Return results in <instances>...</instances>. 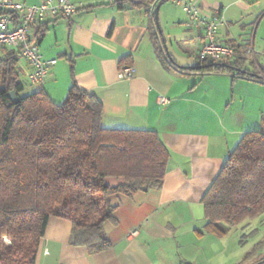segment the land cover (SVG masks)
I'll return each instance as SVG.
<instances>
[{
	"label": "crops",
	"instance_id": "0c3cea01",
	"mask_svg": "<svg viewBox=\"0 0 264 264\" xmlns=\"http://www.w3.org/2000/svg\"><path fill=\"white\" fill-rule=\"evenodd\" d=\"M72 1L81 6L73 16L32 28L31 39L45 59L57 64L43 84L32 86V69L20 59L21 96L43 91L63 105L76 86L103 103L104 128L156 132L170 159L161 190L111 198L115 221L104 224L111 249L90 255L86 248L72 245L71 222L52 218L36 264L236 262L233 242H223L229 233L224 238L198 235L207 224L202 199L242 138L254 132L251 108L264 104L263 80L191 71L201 63L204 32L171 2L160 6L158 19L172 62L150 35L160 0ZM195 1L205 10L224 12L218 39L237 51L233 62H239L240 69L251 74L264 69V0ZM120 2L126 3L123 9ZM192 56L198 64L189 68L183 59ZM127 58L133 60L134 75L120 81L118 72ZM173 62L184 69L174 68ZM159 95L170 104L160 106ZM108 183L116 186L124 181L108 179ZM133 232L137 235L131 238Z\"/></svg>",
	"mask_w": 264,
	"mask_h": 264
},
{
	"label": "trees",
	"instance_id": "16d2710c",
	"mask_svg": "<svg viewBox=\"0 0 264 264\" xmlns=\"http://www.w3.org/2000/svg\"><path fill=\"white\" fill-rule=\"evenodd\" d=\"M153 25L150 35L158 44ZM19 60L15 51L0 49V264H36L52 218L72 223L73 246L90 255L108 251L104 224L115 221L116 211L111 198L161 190L169 151L156 132L104 128L103 103L76 86L63 105L43 91L22 97ZM232 67L239 62H201L191 71L264 80V69L253 77ZM13 91L17 104L8 97ZM108 179L124 183L112 186ZM202 205L207 224L199 236L224 238L264 214V129L242 138Z\"/></svg>",
	"mask_w": 264,
	"mask_h": 264
},
{
	"label": "built area",
	"instance_id": "2783aa9c",
	"mask_svg": "<svg viewBox=\"0 0 264 264\" xmlns=\"http://www.w3.org/2000/svg\"><path fill=\"white\" fill-rule=\"evenodd\" d=\"M200 28L203 29V43L198 54L200 62L226 63L233 61L236 50L222 44L219 39V29L225 24L224 12L221 9L205 10L195 0H170ZM81 6L72 0H41L38 4H26L15 0H0V49L8 48L26 61L30 67L29 81L32 86L43 84L56 66L57 60H47L41 52L40 46L31 39L32 28L38 24L70 18ZM134 69L131 66L121 67L118 72L120 81L132 78ZM158 104L167 106L170 100L158 96ZM133 232L130 237H135Z\"/></svg>",
	"mask_w": 264,
	"mask_h": 264
},
{
	"label": "rangeland",
	"instance_id": "374dc122",
	"mask_svg": "<svg viewBox=\"0 0 264 264\" xmlns=\"http://www.w3.org/2000/svg\"><path fill=\"white\" fill-rule=\"evenodd\" d=\"M249 59L250 61H253L252 57H249ZM183 60L190 66L189 68L198 64V61L193 56L184 58ZM23 81H25V79H23ZM251 110L254 113V119L250 131L264 129V104H262V106L261 103L253 104ZM231 241L233 242V257H236L233 260L236 262L223 261L221 262L222 264H239L240 262H244L245 258L247 259L245 262H248L249 264H259V262H264V214L257 219L247 221L245 224L231 229L229 235L223 242L228 243ZM235 242H237L236 246ZM180 254L183 253L180 252Z\"/></svg>",
	"mask_w": 264,
	"mask_h": 264
},
{
	"label": "water",
	"instance_id": "95a60500",
	"mask_svg": "<svg viewBox=\"0 0 264 264\" xmlns=\"http://www.w3.org/2000/svg\"><path fill=\"white\" fill-rule=\"evenodd\" d=\"M164 3H165L164 0H160V5L157 6L156 10H155V7H156L157 4L153 7L152 12L155 10V11H154V17H153V24H154L155 32H156L157 37H158V39H159L160 45H161V47H162V50H163V52L165 53L167 59H168L169 61L172 62V58L170 57V54H169V52H168V48H167L166 43H165V41H164V39H163V36H162V30H161L160 23H159V19H158V10H159L160 6H161L162 4H164ZM172 65L174 66V68H176V69H178V70H183V69H184V68L178 66L177 64H175L174 62H173ZM225 65H226V66H230L229 64H225ZM232 68H233V70H234L236 73L247 74L248 76H253V77L256 76L255 74L247 73L246 71H244V70H242V69H240V68H235V67H232ZM192 69H194V68H192ZM261 82H264V80L261 81ZM8 97H9V99H10L12 102H14L15 104L19 103V101H20L18 95H17L16 92H14V91L11 92V93H9ZM263 263H264V262H263Z\"/></svg>",
	"mask_w": 264,
	"mask_h": 264
}]
</instances>
